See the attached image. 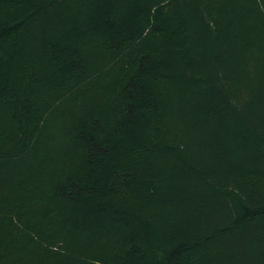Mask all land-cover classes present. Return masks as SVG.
Returning <instances> with one entry per match:
<instances>
[{
  "label": "trees",
  "instance_id": "obj_1",
  "mask_svg": "<svg viewBox=\"0 0 264 264\" xmlns=\"http://www.w3.org/2000/svg\"><path fill=\"white\" fill-rule=\"evenodd\" d=\"M0 264H264V0H0Z\"/></svg>",
  "mask_w": 264,
  "mask_h": 264
}]
</instances>
